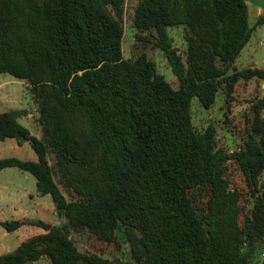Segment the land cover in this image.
<instances>
[{
  "label": "trees",
  "instance_id": "obj_1",
  "mask_svg": "<svg viewBox=\"0 0 264 264\" xmlns=\"http://www.w3.org/2000/svg\"><path fill=\"white\" fill-rule=\"evenodd\" d=\"M125 2L0 0V73L32 86L44 134L19 122L25 110L1 112L0 140L30 143L38 160L0 158V170L32 174L59 216L102 241L113 242L123 224L134 262L84 253L59 225L0 220L8 232L25 224L45 231L0 255V264L43 256L52 264H256L264 245V97L251 105L243 143L231 154L217 148L214 125L198 131L192 119L193 99L210 109L221 90L228 100L241 80H264V69L235 66L255 29L248 5L139 0L134 27L155 33L178 79L175 88L146 53L124 57ZM179 25L185 59L168 30ZM50 149L83 199L68 201L62 193ZM230 160L246 193L231 187ZM244 197L253 207L241 222Z\"/></svg>",
  "mask_w": 264,
  "mask_h": 264
},
{
  "label": "rangeland",
  "instance_id": "obj_2",
  "mask_svg": "<svg viewBox=\"0 0 264 264\" xmlns=\"http://www.w3.org/2000/svg\"><path fill=\"white\" fill-rule=\"evenodd\" d=\"M139 0H126L123 18L124 37L122 42L123 55L125 58H136L141 53H146L153 61L158 74L164 76L173 87L178 88L179 82L167 60L165 52L158 47L157 38L152 31H140L134 27V13ZM251 26H255L254 16L250 17ZM173 38L174 46L185 57L187 42L185 40L184 26H171L168 28ZM143 38L139 39L138 36ZM238 68L254 66L264 69V24L255 26L249 43L243 49L238 58ZM262 80H241L235 87L233 96L226 100L222 90L217 95L215 104L210 109H205L197 98L192 101L193 124L198 131H203L209 125L216 128V146L223 148L231 154L243 143L246 119L250 114L253 102L264 97V90L261 89ZM0 99L11 97L12 100L5 106H0L1 110L19 107L21 103L25 107L28 115L19 117V122L33 130L39 138H44L42 126L39 122L38 97L32 86L24 79H18L9 73H0ZM264 116V112H263ZM32 132V131H31ZM14 138L0 140V158L16 157L22 160L37 161L38 156L30 143L25 142L23 148L16 147ZM48 160L53 169V176L62 193L68 201L83 199V195L78 193L76 188L67 182L63 176L56 154L49 150ZM226 176L231 182V187L247 192L244 176L234 160H230L226 165ZM6 183L11 186L12 191L2 194L0 192V218L3 220H18L21 218L20 210L24 212L25 221L42 220L53 225L62 226L63 229L74 240L80 251L87 254H97L112 261L118 260L120 263L134 262L131 252V244L128 240L125 226L120 224L117 229V236L113 242H106L98 239L87 228H73L68 224L66 217H61L57 213L56 206L50 195H38L36 178L18 168H6L0 170V184ZM264 183V176L261 179ZM25 194V195H24ZM201 203L204 197H201ZM15 204L17 212L11 211L7 205ZM242 214L240 221L248 215L250 217L253 203L245 197L241 202ZM44 232L36 225L26 224L19 232H8L0 226V254L13 251L21 240L27 241L32 237ZM247 248L244 249V252ZM256 261V260H255ZM254 261V262H255ZM29 264H52L47 256ZM256 264H264V257L257 259Z\"/></svg>",
  "mask_w": 264,
  "mask_h": 264
},
{
  "label": "crops",
  "instance_id": "obj_3",
  "mask_svg": "<svg viewBox=\"0 0 264 264\" xmlns=\"http://www.w3.org/2000/svg\"><path fill=\"white\" fill-rule=\"evenodd\" d=\"M246 1V3H247V5H248V11H249V20H250V17L251 16H254L255 17V20H256V23H255V26L257 27L258 25H257V22L259 21V19H264V0H245ZM249 23H250V21H249ZM262 24H264V20H263V23ZM261 25V24H260ZM250 26H251V24H250ZM255 26H251V27H254L255 28ZM239 63H238V59H237V61H236V63H235V66L238 68V65ZM248 67H254V66H247V67H244V68H248ZM244 68H242V69H244ZM239 69V68H238ZM241 70V69H240ZM0 85H1V83H0ZM261 89H263L264 90V80H262V82H261ZM12 100V98L11 97H8V98H6L5 100L4 99H0V106H5V105H7L10 101ZM20 104V106L19 107H15V108H11V109H7V110H1L0 111V113L1 112H5V111H9V110H25V107H23L22 106V104L21 103H19ZM26 111V110H25ZM40 114V113H39ZM25 115H28L29 117H31L32 118V114L29 112V113H26ZM24 116V115H23ZM40 116V115H39ZM21 117V116H20ZM19 119V118H18ZM40 122V121H39ZM30 131H32V133L34 132L33 130H30ZM34 134V133H33ZM36 135V134H35ZM38 137H39V135H37ZM17 142V141H16ZM25 145H24V143L22 144V145H19L18 144V142H17V145H16V147L17 148H23ZM9 192V191H12V189H11V186H9V185H7L6 183H1L0 184V192H2V194L3 193H5V192ZM38 195H40L39 193H37ZM25 195V194H24ZM41 196V195H40ZM8 207H9V209L11 210V211H14V212H17V207L15 206V204H13V203H11V204H9V205H7ZM20 212V215H21V218H19L18 220H24L23 218H24V212H25V210L22 208V210H20L19 211ZM0 220H2V221H5V220H3V219H1L0 218ZM26 225V224H25ZM25 225H23V226H25ZM22 226V227H23ZM22 227H20L19 229H17L16 231L17 232H19L20 230H21V228ZM45 232V231H44ZM44 232H42V233H44ZM24 240H21V243L23 242ZM20 243V244H21ZM19 244V245H20ZM18 245V246H19ZM17 246V247H18ZM16 247V248H17ZM4 248V246L2 247V248H0V249H3ZM11 252V251H10ZM263 253V252H262ZM0 255H2V254H0Z\"/></svg>",
  "mask_w": 264,
  "mask_h": 264
},
{
  "label": "built area",
  "instance_id": "obj_4",
  "mask_svg": "<svg viewBox=\"0 0 264 264\" xmlns=\"http://www.w3.org/2000/svg\"><path fill=\"white\" fill-rule=\"evenodd\" d=\"M263 257H264V245H263V253H262Z\"/></svg>",
  "mask_w": 264,
  "mask_h": 264
}]
</instances>
